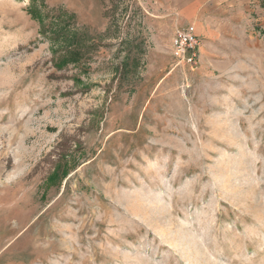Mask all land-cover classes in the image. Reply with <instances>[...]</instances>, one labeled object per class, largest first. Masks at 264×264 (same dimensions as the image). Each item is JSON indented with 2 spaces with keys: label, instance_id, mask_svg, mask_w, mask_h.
<instances>
[{
  "label": "rangeland",
  "instance_id": "374dc122",
  "mask_svg": "<svg viewBox=\"0 0 264 264\" xmlns=\"http://www.w3.org/2000/svg\"><path fill=\"white\" fill-rule=\"evenodd\" d=\"M249 22L181 61L162 0H0V264H264Z\"/></svg>",
  "mask_w": 264,
  "mask_h": 264
},
{
  "label": "crops",
  "instance_id": "0c3cea01",
  "mask_svg": "<svg viewBox=\"0 0 264 264\" xmlns=\"http://www.w3.org/2000/svg\"><path fill=\"white\" fill-rule=\"evenodd\" d=\"M162 1L176 30L191 27L199 38L201 60L212 59L218 53L230 54L231 45L245 44L255 0Z\"/></svg>",
  "mask_w": 264,
  "mask_h": 264
},
{
  "label": "built area",
  "instance_id": "2783aa9c",
  "mask_svg": "<svg viewBox=\"0 0 264 264\" xmlns=\"http://www.w3.org/2000/svg\"><path fill=\"white\" fill-rule=\"evenodd\" d=\"M200 45L199 38L191 27L179 28L173 38V56L178 60H185Z\"/></svg>",
  "mask_w": 264,
  "mask_h": 264
}]
</instances>
